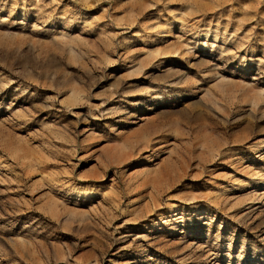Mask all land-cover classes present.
Here are the masks:
<instances>
[{
    "label": "rangeland",
    "instance_id": "obj_1",
    "mask_svg": "<svg viewBox=\"0 0 264 264\" xmlns=\"http://www.w3.org/2000/svg\"><path fill=\"white\" fill-rule=\"evenodd\" d=\"M0 264H264V0H0Z\"/></svg>",
    "mask_w": 264,
    "mask_h": 264
}]
</instances>
